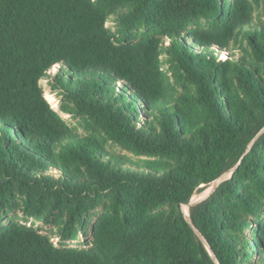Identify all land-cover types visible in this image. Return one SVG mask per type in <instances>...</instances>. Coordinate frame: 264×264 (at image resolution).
<instances>
[{"label":"trees","instance_id":"obj_1","mask_svg":"<svg viewBox=\"0 0 264 264\" xmlns=\"http://www.w3.org/2000/svg\"><path fill=\"white\" fill-rule=\"evenodd\" d=\"M263 130L264 0H0V264H264Z\"/></svg>","mask_w":264,"mask_h":264},{"label":"rangeland","instance_id":"obj_2","mask_svg":"<svg viewBox=\"0 0 264 264\" xmlns=\"http://www.w3.org/2000/svg\"><path fill=\"white\" fill-rule=\"evenodd\" d=\"M106 26L108 27V28H113L114 26H115V22H114V19H112V20H110L107 24H106ZM58 70H59V67H57L54 71H52V74L53 73H57L58 72ZM41 85H42V87L44 88V90H45V95H46V98H47V100H48V102L51 104V106H52V108L55 110V111H57V112H59V105H60V100H59V98L57 97V95L52 91V88L50 87V84H49V78H46V79H44V80H42L41 81ZM62 115V117L64 118V119H66L68 122H69V124H71V125H76L77 124V121L75 120V119H73L71 116H67V115H63V114H61ZM118 151V153H120V150H117ZM213 186V185H212ZM211 186V187H212ZM210 187V188H211ZM208 189V190H211V189ZM206 193V192H205ZM205 193H204V195H205ZM203 195V194H202ZM195 196V198L193 199L194 201H196V200H200L203 196ZM37 228H39V229H41V230H43V233L44 234H46V233H48V231H49V229H50V227H46L45 225H43V224H37ZM85 241V240H84ZM87 241V240H86ZM85 241V242H86ZM53 242L56 244V245H58L61 241H60V239L58 238V237H53ZM78 244V243H77Z\"/></svg>","mask_w":264,"mask_h":264},{"label":"water","instance_id":"obj_3","mask_svg":"<svg viewBox=\"0 0 264 264\" xmlns=\"http://www.w3.org/2000/svg\"><path fill=\"white\" fill-rule=\"evenodd\" d=\"M263 132H264V130H263ZM263 132H262V133H263ZM237 168H238V167H236L234 170H232L231 172L225 174L222 178H220L218 181H216V182L213 184V186L210 188L211 190H210L209 194H207L206 196H203L200 200H197V201H195V202L192 200V202H191L187 207L190 208V207L196 206V205L202 203L203 201L207 200V199L212 195V193H213L216 189H218V187H219V186H220V185H221L226 179H228L229 177L232 176V174L234 173V171H235ZM184 214H185V212H184ZM185 216H186L188 222L190 223V225L192 226V228L195 230L197 236H198V237L202 240V242L207 246L208 250L210 251V253H211L212 257H213V259L215 260V263H216V264H219L218 260H217L216 257L214 256V253L212 252V250H211L210 246L208 245L207 241L204 239L203 235L199 232V230H197V229L195 228L194 224L192 223V221H191V219H190V215L187 216V215L185 214Z\"/></svg>","mask_w":264,"mask_h":264},{"label":"bare ground","instance_id":"obj_4","mask_svg":"<svg viewBox=\"0 0 264 264\" xmlns=\"http://www.w3.org/2000/svg\"><path fill=\"white\" fill-rule=\"evenodd\" d=\"M209 191H210V190H207L206 193L209 192ZM206 193H205V194H206ZM203 195H204V194H203ZM203 195H202V196H203ZM193 201H194V200H193ZM196 201H197V200H196ZM194 202H195V201H194ZM185 207H187V206H185ZM184 212H185V210H184ZM187 213H188V214H187ZM185 214L188 216V215H189V210H187V212H186Z\"/></svg>","mask_w":264,"mask_h":264}]
</instances>
